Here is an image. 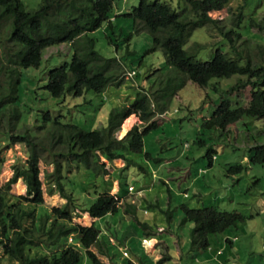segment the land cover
<instances>
[{
    "label": "rangeland",
    "instance_id": "obj_1",
    "mask_svg": "<svg viewBox=\"0 0 264 264\" xmlns=\"http://www.w3.org/2000/svg\"><path fill=\"white\" fill-rule=\"evenodd\" d=\"M158 1L174 8L180 3V0ZM22 2L26 9L33 10L42 0ZM137 5L138 0H112L113 27L105 24L88 34L95 39L94 48L103 57L122 61L121 85H109L99 94L90 90L79 97L68 94L51 97L45 88L49 70L62 61H69L74 52L66 42L47 47L38 67L22 70L18 121L13 123L9 115H4V121L0 122V185L7 183L29 157L31 143L16 137H29L35 143L34 150L39 158L43 204L36 206L20 199L26 192L20 177L6 194L8 204L20 202L27 210L37 207L40 215L52 210L53 206L62 207L64 199L57 192L54 170L55 162L65 161V157L55 153L67 150L68 125L102 130L112 108L131 103L139 89L155 88V79L166 78L168 66L164 53L159 49L151 51L150 34L145 30L135 31L132 19L123 15ZM241 6L244 17L240 31L245 36L237 46L249 55L253 64L262 63L264 31L255 26L248 27V18L260 21L264 17V0H231L227 8L232 11L226 8L211 15L219 20V26L229 28L236 21L232 12ZM206 28L194 30L189 42L209 44L200 53L208 60L215 50L210 44L216 43L220 36L216 30ZM6 33L7 24L3 23L1 40L5 39ZM2 46L0 42V58L8 55ZM130 70H134L135 75L127 72ZM238 78L220 80L218 90L210 84L201 88L188 82L174 94L168 111L154 118L157 126L143 135L142 151H125L127 161L105 159L97 151L99 159L95 167H87L75 160L70 161L71 166L60 163L64 169V191L73 195L77 207L85 209L107 192L122 197L115 204L118 206L116 211L94 219L68 204L75 222L81 225L93 223L100 232L98 244L90 248L98 262L77 245V234L70 236V242L65 238L61 240L62 245L66 241L68 245L77 246L82 256L80 264H127L128 261L134 264H264V163L250 161V149L264 144V119L244 116L226 129H206L201 124L224 98L230 99L232 105L238 100L244 105L247 103L248 89L238 97L227 91ZM0 86H6L2 74ZM128 119V128L123 134H120V128L112 133L115 140L123 138L134 126L141 130L147 125L138 115H130ZM59 135L62 140L56 141ZM12 136L16 141H12ZM210 150L215 151L211 158ZM238 164L242 170L236 172L233 167ZM128 185L133 189L125 193ZM183 205L191 209L208 206L231 211L241 215L242 219L236 227L209 235L208 248L196 249L189 238L193 223H179ZM132 206L136 208L134 217L126 212ZM143 222L150 226L148 236L145 234L147 229L140 224ZM29 223L27 219L23 225ZM10 233L12 235V229ZM110 237L114 242L109 241ZM143 238H153L157 242L150 239L147 242ZM0 240L5 241L1 230ZM31 249V254L40 249L49 255L56 247L42 244L41 248L32 246ZM123 251L128 256H123ZM0 264H19L4 255L1 243Z\"/></svg>",
    "mask_w": 264,
    "mask_h": 264
},
{
    "label": "trees",
    "instance_id": "obj_2",
    "mask_svg": "<svg viewBox=\"0 0 264 264\" xmlns=\"http://www.w3.org/2000/svg\"><path fill=\"white\" fill-rule=\"evenodd\" d=\"M230 1L180 0L178 7L174 8L158 0H138L137 6L123 14L132 19L135 31L145 30L150 34V50L159 49L164 53L168 73L166 78L164 76L155 79L157 87L141 88L131 103L112 108L106 127L102 130H84L73 124L68 125L65 135L67 150L55 153L56 156L65 157V161L55 162L54 170L57 192L64 199L62 207L53 206L52 210L40 215L37 207L27 210L20 202L8 204L6 194L18 177L26 186V192L20 195V199L36 206L43 204L35 143L29 137H16L31 143V151L26 162L15 170L12 178L0 185V230L5 239L3 242L0 240V243L7 258L19 264H80L82 256L77 246L68 245L66 241L61 244L62 239H68L75 233L77 245L92 260L98 262L90 248L98 244L99 230L93 223L81 225L75 222L70 216L68 204H73L78 212L94 219L116 211L118 206L115 204L122 197L107 192L99 195L89 207H77L73 203V195L64 191V169L60 163L65 162L68 166L72 164L70 161L75 160L87 167H95L99 159L97 151L105 159L122 158L127 161L125 151H142L143 135L157 126L154 118L168 111L174 94L188 82L201 88L210 84L218 90L220 80L236 76L239 77L238 80L229 85L227 91L238 97L243 94V90L248 89L249 97L245 105L240 100L235 105L231 104L230 99L220 100L209 118L201 122L206 129H226L244 116L264 119V62L253 64L249 55L237 46L245 36L240 31L244 8L241 6L232 12L236 21L229 28L219 26V20L211 15L226 9ZM227 11L232 10L227 8ZM248 21V27L255 26L264 31V17L260 21L250 17ZM3 23L7 24V33L0 42L8 55L0 58V74L4 76L6 85L0 86V122L4 121V115H9L13 123L18 121L22 70L38 67L44 50L52 45L66 42L72 46L74 52L69 61H62L49 70L45 88L51 97L58 98L64 94L79 97L90 90L99 94L109 85H121L122 78L119 74L124 71L122 61L103 57L94 48L95 39L88 36L105 24L113 27L112 0H42L39 7L33 10L26 9L22 0H0V28ZM198 28L216 30L220 36L216 43L210 44L215 46V50L208 60L200 53L209 44L189 42L194 30ZM127 72L135 75L134 70ZM130 115H138L147 125L141 130L134 126L123 138L115 140L112 133L120 128V134H123L128 128ZM60 135L56 141L62 140ZM12 139L16 141L13 136ZM250 150L251 163H264V144H257ZM214 152L208 151L210 158ZM233 168L236 172L242 170L240 164ZM130 187L132 188L131 185L122 188V191L124 189L127 193ZM135 209L132 206L126 212L134 214ZM181 209L183 217L179 223H193L189 238L196 249L208 248L209 235L236 227L242 219L235 212L208 206L191 209L183 205ZM27 219L30 223L24 226L23 222ZM140 224L147 227L146 223ZM11 229L12 235L9 234ZM226 241L232 243L230 239ZM42 244L54 246L56 249L49 255L40 252V249L35 254L29 253L32 246L41 248ZM127 264L134 263L128 261Z\"/></svg>",
    "mask_w": 264,
    "mask_h": 264
},
{
    "label": "crops",
    "instance_id": "obj_3",
    "mask_svg": "<svg viewBox=\"0 0 264 264\" xmlns=\"http://www.w3.org/2000/svg\"><path fill=\"white\" fill-rule=\"evenodd\" d=\"M129 212H130V211H129ZM131 216H132V217H134V216H135V213H134V214H131ZM143 223H145V222H143ZM146 224H147V227H145V228L147 229V231H146V233H145V234H146V235H147V234H151V231H149V228H148L149 224H148V223H146ZM149 227H150V226H149ZM149 232H150V233H149ZM147 236H148V235H147ZM150 238H151V236H150ZM150 238H148L147 240H146V239H144V238H143V239H144L145 241H147V242H148ZM153 238H154V237H153ZM153 238H152V239H150V240H153ZM113 240H114V239H113L112 237H110V238H109V241H112V242H114ZM153 241H154V242H157L156 240H153ZM76 243H77V242H76ZM77 244H78V243H77ZM96 245H97V244H96ZM95 247H96V246H95ZM124 252H125V253H126V255L128 256V253H127L126 251H123V253H124Z\"/></svg>",
    "mask_w": 264,
    "mask_h": 264
},
{
    "label": "clouds",
    "instance_id": "obj_4",
    "mask_svg": "<svg viewBox=\"0 0 264 264\" xmlns=\"http://www.w3.org/2000/svg\"><path fill=\"white\" fill-rule=\"evenodd\" d=\"M129 190H132V188L130 187ZM68 239H69V242L72 240L71 237H69ZM123 256H127L125 252L123 253Z\"/></svg>",
    "mask_w": 264,
    "mask_h": 264
}]
</instances>
